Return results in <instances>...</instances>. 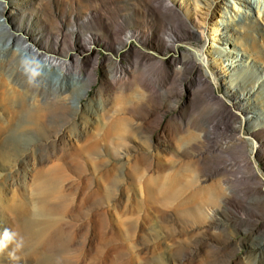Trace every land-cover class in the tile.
I'll list each match as a JSON object with an SVG mask.
<instances>
[{
  "label": "rangeland",
  "instance_id": "obj_1",
  "mask_svg": "<svg viewBox=\"0 0 264 264\" xmlns=\"http://www.w3.org/2000/svg\"><path fill=\"white\" fill-rule=\"evenodd\" d=\"M4 1L0 57L24 34L51 53L50 34L60 30L62 56L74 51L72 71L90 78L72 83L34 64L48 83L30 86L0 63V233L25 240L15 258L12 245L0 251V264H264V21L256 12L235 0H167L166 18L164 0ZM254 1L264 12V0ZM234 9L253 20L232 32L249 64L231 70L227 92L209 59L227 41H213L209 22ZM88 10L99 25L85 60L88 31L73 35L69 16ZM146 56L154 74L141 72ZM21 103L40 118L13 121L7 105ZM251 109L260 115L253 126L244 116ZM40 181L54 195L37 215ZM27 221L47 224L28 237Z\"/></svg>",
  "mask_w": 264,
  "mask_h": 264
},
{
  "label": "bare ground",
  "instance_id": "obj_2",
  "mask_svg": "<svg viewBox=\"0 0 264 264\" xmlns=\"http://www.w3.org/2000/svg\"><path fill=\"white\" fill-rule=\"evenodd\" d=\"M164 1H165V4L161 8L162 12L164 13L163 17H165L166 11H169V8L172 7V4L169 1H167V0H164ZM235 1H238L239 4L241 3L244 7L248 8V9L254 10L257 14L256 18L262 19L264 21V12H262L263 10H262V6H261L260 2H256L254 0H235ZM160 2H158V4ZM183 4H184V2L181 1L180 5H183ZM223 9H224V11H227V6H224ZM9 11L10 10L7 6V3L4 0H0V29H3L4 31H5L6 24L5 25L3 24V20H4L3 14L10 13ZM235 12H237V11L234 9V15L233 16L230 15V17L226 21L225 20H211V22H209L210 30L214 33V36L216 37L215 40H213V41L214 42L216 41V44H219L221 40H222V42L227 41L226 44L225 43L219 44L218 46H220V47L213 45V47H212L213 51L210 52V53H212V56L209 57L210 60H217L218 61V65H216V67H217L216 70H218L221 73L220 78L223 79V81H224L223 84L226 85L227 92L229 90H233V86L235 84V75L232 74L231 70H233V69L241 70L244 67H247L249 64L247 57H245L246 54L243 51L244 49H242L240 47L239 43L237 41H235V36H233L232 32L235 29H237V25L239 23H241V21H244V20L245 21H251V20H253V16H250L247 12H244V14H242V13L238 14ZM17 13H21L20 9L16 10V14ZM237 17L239 19L237 21H235V18H237ZM69 18L71 20V23H74V24L77 23L78 24V26H77L78 30L74 25L72 26L74 28L72 31L73 35L77 34V31L79 33H81L83 30L88 31V35H85L82 37V42L80 43V47H79L80 50L84 54L83 58H85V60H86L90 56H93L92 55V45L95 41V36L98 35L97 33H98V25H99V14L97 12H93L91 10H88L81 15L77 14V13L71 14L69 16ZM195 23L197 24V22H195ZM166 27H167L168 31H171V30L173 31L174 24L172 25V23L167 21ZM117 31H119V30H117ZM165 33H167V32H165ZM194 33H195V31H194ZM198 33L200 36H203L201 30L198 31ZM171 34H172V32H168L166 34L167 37L162 39L166 49L168 47L172 48V46H171L172 42H174V40H175ZM190 34H191V32H190ZM64 35L65 34L62 33V31H60V30H58L56 33H54L52 35L50 34V36H52L53 40H54V47L52 48L51 53L46 52L43 48V45L40 47L36 46L33 42H31L29 40V38L26 34H24V36L16 35L15 36V43H16L15 48L11 49L10 55L6 54L5 56L4 55L1 56L0 57V63L4 66V68H10L9 74L11 77H14V79L19 78V75L22 74V76L24 77V82H28V84H30V86L43 85L42 87H47L45 85H47V83H48V82H46L47 80L44 81L43 79L40 78L41 76L37 71H34L31 68H28V66L34 65V64L39 65V66L44 65V68H46V70L49 68H52V70L55 72V73L54 72L53 73L57 75V78H62L65 75L69 74L68 76H70V78H71L70 80L72 83H77V82H79V83L85 82L86 83L90 78V75H89L90 73H88V72L86 73L85 71L81 70L80 68L79 69L76 68L74 71H72L71 60L75 61V59L78 58L76 53L74 51L70 50V51L65 52V56H62L61 51L58 49V43L60 41H62V39L64 38ZM130 35L131 36L132 35L137 36L138 32H137V35L134 32H133V34L128 32L124 36L128 37ZM221 38H223V39H221ZM119 41H118V43H119ZM125 43H127V40L122 39L120 44L124 45ZM233 47L234 48L236 47V49H232ZM3 49L6 50L8 48H6V47L0 48V53L3 51ZM171 50H173V48ZM193 54L197 58L198 64L204 62L205 59L203 56H201L202 54H200L197 51H194ZM229 54L232 56L233 55L237 56L239 58V61H236L233 58H231V56H229ZM68 58H69V61H68ZM141 61H143L141 63L142 64L141 68H143V71H141V72H144L145 74H147V73L154 74V70L149 69L147 66L148 62L153 61V57L146 56V57H143L141 59ZM234 61H236V62H234ZM77 66H79V65H77ZM126 67H125V69H126ZM137 68L138 67L135 66L134 70ZM129 70H128V72H130ZM53 90L55 91V89H53ZM82 93L83 94H81V95L83 97L85 92L82 91ZM29 108L30 107H26V105L25 106L22 105V103L20 105H17L16 107H14L13 105L11 106L10 104L7 105V110L10 112V115H11L13 121H16L17 119H24L25 120L27 118L29 120L39 119L40 118V111L37 110L36 108L35 109L33 108L34 110H30ZM244 116H246L247 120L249 121L248 125L253 126V125L259 124L258 118H260V115L258 114V112L256 113L255 111H252V109H251V110L246 111ZM35 129L38 130L37 128H35ZM254 129H257L256 133L261 132V130H259L260 126L254 127ZM1 131L2 130H0V132ZM251 133H253V131ZM258 143H259V148H258L259 152L260 153L262 152L264 154V140H262L261 138H258ZM35 194L38 196V199L40 200V206L37 210V215H40L44 211L45 204L48 201H50L51 197L54 195V187H53L52 183H50L49 181H40L35 186ZM46 224H47L46 221H44V222L27 221L25 223V226H24L25 227V229H24L25 234L28 237H31V236L36 237L37 235L40 234V232H42L44 230V228L46 227Z\"/></svg>",
  "mask_w": 264,
  "mask_h": 264
},
{
  "label": "clouds",
  "instance_id": "obj_3",
  "mask_svg": "<svg viewBox=\"0 0 264 264\" xmlns=\"http://www.w3.org/2000/svg\"><path fill=\"white\" fill-rule=\"evenodd\" d=\"M13 246L12 252L9 253L10 257H14V253L20 251L24 248L25 240L23 236H20L18 233L14 232L11 229H4L3 233H0V251Z\"/></svg>",
  "mask_w": 264,
  "mask_h": 264
}]
</instances>
